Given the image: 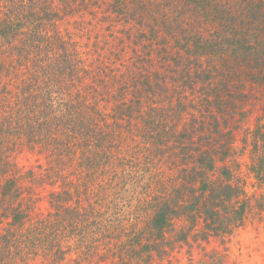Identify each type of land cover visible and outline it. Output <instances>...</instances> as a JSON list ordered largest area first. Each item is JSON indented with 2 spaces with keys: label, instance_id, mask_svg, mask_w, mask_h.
I'll use <instances>...</instances> for the list:
<instances>
[{
  "label": "trees",
  "instance_id": "obj_1",
  "mask_svg": "<svg viewBox=\"0 0 264 264\" xmlns=\"http://www.w3.org/2000/svg\"><path fill=\"white\" fill-rule=\"evenodd\" d=\"M10 1V16L0 18V220L12 218L15 232L25 233V213L45 200L52 215L47 220L63 213L59 223L72 230L39 240L52 236V251L64 252L68 237L97 243L105 238L114 264H145L146 253L153 257L185 214L205 215L210 228L241 223L243 206L227 209L225 216L220 209L231 206L241 190L229 179L212 178L224 145L208 133L204 143L197 142L206 129L198 131L196 122L205 118L194 117L176 130L183 114L173 118L156 104L165 79L150 63L134 61L123 69L100 60L105 57L87 60L80 44L60 34L54 12L48 6L38 10L44 0ZM258 43L255 38L250 49ZM185 74L190 77L189 70ZM15 141L43 154L46 163L6 175L7 151ZM134 183H143L139 194L124 198ZM24 191L30 197L26 207ZM131 205L142 213H130Z\"/></svg>",
  "mask_w": 264,
  "mask_h": 264
},
{
  "label": "rangeland",
  "instance_id": "obj_2",
  "mask_svg": "<svg viewBox=\"0 0 264 264\" xmlns=\"http://www.w3.org/2000/svg\"><path fill=\"white\" fill-rule=\"evenodd\" d=\"M37 6L54 12L60 34L80 44L87 60L105 57L100 60L123 69L134 61L150 63L149 69L165 79L156 104L167 107L173 118L183 114L176 130L185 129L194 117L205 118L196 122L198 131L203 125L206 129L197 142L204 143L208 133L225 147L217 155L212 178L224 183L229 179L241 190L230 207L220 208L225 216L227 209L243 206L241 223L210 228L211 220L199 212L180 216L153 257L144 252L145 264H264V0H44ZM12 10L11 1H5L0 18ZM255 38L260 45L250 49ZM13 143L6 175L16 167L23 172L46 163L43 154ZM26 180L22 178L23 186ZM142 184L134 183L122 196L138 195ZM27 199L24 191L22 207L29 206ZM31 206L25 213L24 236L15 232L12 218L0 220V264H114L105 238L84 242L77 234L61 245L65 253L52 251L53 237L39 238L58 230L70 232L72 228L59 223L66 215L47 220L51 214L45 200ZM127 210L142 213L139 205Z\"/></svg>",
  "mask_w": 264,
  "mask_h": 264
}]
</instances>
